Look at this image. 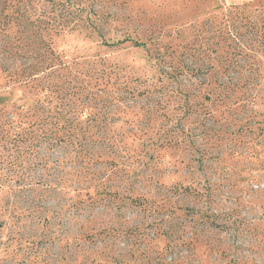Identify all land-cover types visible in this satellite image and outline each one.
<instances>
[{"label":"rangeland","instance_id":"1","mask_svg":"<svg viewBox=\"0 0 264 264\" xmlns=\"http://www.w3.org/2000/svg\"><path fill=\"white\" fill-rule=\"evenodd\" d=\"M235 5L264 0H98L117 18L103 36L53 38L62 113L112 138L93 147L97 176L39 139L58 127L59 79L0 72V264H264V72L254 103L206 85L257 81L221 68L236 61L221 32ZM2 65L18 63L5 53ZM30 121L36 139L13 138Z\"/></svg>","mask_w":264,"mask_h":264},{"label":"trees","instance_id":"2","mask_svg":"<svg viewBox=\"0 0 264 264\" xmlns=\"http://www.w3.org/2000/svg\"><path fill=\"white\" fill-rule=\"evenodd\" d=\"M97 3L98 0H0V54L6 53L18 63L12 69L2 65L0 72H8L10 76L25 83L43 81L47 76L59 79V84H54L52 92V94L58 93V97L61 98L54 108L57 113L52 116L55 118L53 125L58 127L55 131L52 129L50 133L42 134L39 139L45 142L48 140L59 142L62 146L71 148L84 168L82 170L81 166L80 170L73 171L76 176L88 173L93 177L101 174L98 167L91 168L90 164L97 163L105 151L97 152L93 147L98 146L101 151L109 148L112 138L101 135L92 128L73 125L74 117L62 113V105H65L62 102V75H56L57 71H62V60L55 53L53 38L75 32L84 33L89 38L93 35L103 36L99 27L102 26V22L103 25L111 24L117 18L110 17L108 12L96 11ZM97 20L101 23L98 24ZM221 24L223 39L227 41L228 50H232L231 53L236 58V61H230L221 68L225 71L233 69L238 73H252L257 81L244 80L242 84L237 81L231 82V85H227V82L208 81L206 85L210 86V91L213 85L214 94L220 97L227 92L237 94L242 91L244 101L254 103L262 92L258 80L263 77L264 70H260L261 65L256 63L257 58L250 53L264 56V7L248 9L232 6L223 14ZM129 39H131L130 35L119 41ZM135 45H138V42H135ZM209 70L212 71L213 67ZM28 111L30 110L28 109L26 113L29 115ZM24 121L27 123L26 119ZM34 124L36 121H30L29 128L25 130L29 137L10 135L20 141L36 139V130L31 128ZM6 132L9 133V129ZM64 163L65 160L62 159V168ZM62 174L67 173L62 170ZM102 182L103 180L100 184ZM132 187H129L131 198L134 196ZM68 188V179L62 176V192H67ZM77 188L79 187L74 189ZM106 188L105 185L98 190V194H104ZM142 199L137 196L133 201L140 202Z\"/></svg>","mask_w":264,"mask_h":264}]
</instances>
